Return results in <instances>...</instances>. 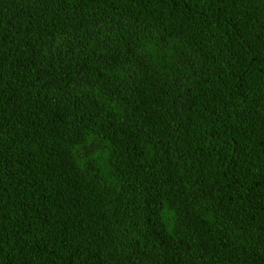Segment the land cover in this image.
Returning a JSON list of instances; mask_svg holds the SVG:
<instances>
[{"label": "trees", "instance_id": "1", "mask_svg": "<svg viewBox=\"0 0 264 264\" xmlns=\"http://www.w3.org/2000/svg\"><path fill=\"white\" fill-rule=\"evenodd\" d=\"M0 264H264V0H0Z\"/></svg>", "mask_w": 264, "mask_h": 264}]
</instances>
